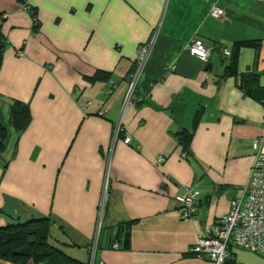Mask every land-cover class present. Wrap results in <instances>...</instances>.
<instances>
[{"label": "crops", "instance_id": "1", "mask_svg": "<svg viewBox=\"0 0 264 264\" xmlns=\"http://www.w3.org/2000/svg\"><path fill=\"white\" fill-rule=\"evenodd\" d=\"M214 6L224 15L212 16ZM29 8L37 25L20 0H0V122L8 131L0 226L48 217L49 242L90 264H214L190 249L242 194L264 133V0H30ZM152 39L123 110L137 51ZM194 39L212 49L208 61L187 50ZM239 40L260 46L243 48L237 74L227 75L222 48ZM99 72L106 76L93 80ZM252 85L256 96L246 91ZM15 100L32 115L21 132L10 123ZM198 110L185 150L177 134L192 130ZM108 171L103 239L92 251ZM188 188L201 197L182 218L175 197ZM129 221L130 248L110 246ZM229 250L225 264H264L259 252Z\"/></svg>", "mask_w": 264, "mask_h": 264}, {"label": "built area", "instance_id": "2", "mask_svg": "<svg viewBox=\"0 0 264 264\" xmlns=\"http://www.w3.org/2000/svg\"><path fill=\"white\" fill-rule=\"evenodd\" d=\"M29 1L21 0L23 10L28 11ZM224 13V9L220 7L214 6L211 9V15L214 17H221ZM154 41L155 39H152L137 51V60L123 101V110L132 101L135 89L150 59ZM187 50L202 61H208L212 54V49L201 39L191 41L187 45ZM222 53L226 57L230 55L231 51L229 48L224 47ZM122 130L123 126L120 121L116 127V134L118 135ZM131 140L130 133L125 132V143H130ZM253 148L255 160L242 194L232 200L229 212L219 217L208 232L201 233L197 242L190 249L192 253L199 257H208L214 264H225L231 258L229 250L231 244L264 255V133L254 140ZM163 160L164 158H161V161ZM108 196L109 171L100 201L97 234L92 251L96 250L102 220L107 209ZM200 197L201 191L196 188H188L184 193L176 195L175 199L179 203L182 218H190L196 212ZM113 246L118 248L117 243H114Z\"/></svg>", "mask_w": 264, "mask_h": 264}, {"label": "trees", "instance_id": "3", "mask_svg": "<svg viewBox=\"0 0 264 264\" xmlns=\"http://www.w3.org/2000/svg\"><path fill=\"white\" fill-rule=\"evenodd\" d=\"M21 2V0H20ZM31 10V8H28ZM32 11V10H31ZM32 17L37 25L39 23L36 11H32ZM4 13H0V44L5 46L6 40L1 29ZM260 43L252 40L236 41L230 48V55L224 56L227 62L225 66L227 75H236L238 61L243 48H258ZM223 49V48H222ZM223 54V53H222ZM1 66V60H0ZM106 73L101 75L99 72L96 78L105 77ZM256 80V75H254ZM256 82V81H255ZM256 85L247 88V93L253 96V90ZM255 90V89H254ZM264 92V90H262ZM256 96V95H254ZM264 103V99H261ZM202 111L196 112L192 130L184 129L177 134L179 143L185 150H188L194 129L201 119ZM31 110L27 103L15 100L11 105L10 123L19 132L24 131L30 120ZM123 135V133H122ZM8 136L7 127L0 122V151L5 148V139ZM52 220L48 217L31 218L26 221H16L0 226V263L2 264H90L89 261H83L67 255L63 250L57 248L49 242ZM131 227L132 222H123L117 226L115 239L111 245L118 243L121 248L128 249L131 245ZM103 230V229H102ZM103 233L99 236L98 242L101 244ZM198 256V255H197Z\"/></svg>", "mask_w": 264, "mask_h": 264}, {"label": "rangeland", "instance_id": "4", "mask_svg": "<svg viewBox=\"0 0 264 264\" xmlns=\"http://www.w3.org/2000/svg\"><path fill=\"white\" fill-rule=\"evenodd\" d=\"M0 153H1V151H0ZM6 159H7V158H6V155H5V154H3L2 157L0 156V161H4V162H5ZM65 242H66V241L64 240L63 243H62L63 246H65ZM53 244L56 245L55 243H53ZM60 248L63 249V250L66 252V249H65L64 247L61 246ZM0 264H2V263H0Z\"/></svg>", "mask_w": 264, "mask_h": 264}, {"label": "water", "instance_id": "5", "mask_svg": "<svg viewBox=\"0 0 264 264\" xmlns=\"http://www.w3.org/2000/svg\"><path fill=\"white\" fill-rule=\"evenodd\" d=\"M1 47H2V45L0 44V52H1ZM0 60H1V53H0Z\"/></svg>", "mask_w": 264, "mask_h": 264}]
</instances>
